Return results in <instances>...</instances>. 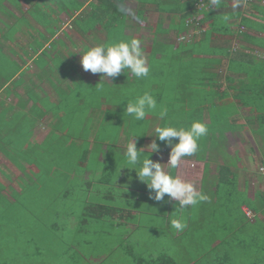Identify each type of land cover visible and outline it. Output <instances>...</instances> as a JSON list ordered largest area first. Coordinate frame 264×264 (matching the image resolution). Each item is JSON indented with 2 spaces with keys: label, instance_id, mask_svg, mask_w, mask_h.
<instances>
[{
  "label": "trees",
  "instance_id": "16d2710c",
  "mask_svg": "<svg viewBox=\"0 0 264 264\" xmlns=\"http://www.w3.org/2000/svg\"><path fill=\"white\" fill-rule=\"evenodd\" d=\"M9 1L17 8L21 7L19 0ZM25 1L31 3L30 6H32L33 10H26L24 14L17 17V19L20 18L19 20L26 24V26H24L25 28L29 27L35 30L36 27L34 28V25L29 21V17H31L32 20L35 21V24L42 28L41 32L39 31L38 33V39L34 38L29 44V50L33 54L38 55L36 56L35 64L40 65L41 62L48 63L44 69H42V67V70H40L41 74H43V76L45 75L46 78L49 77L48 75L51 74V72L57 71L62 78H68L72 82V86H67L66 90L62 88L61 90H57L59 97L58 99L52 101L51 104L44 105L41 103L43 111L38 106L32 105L28 112H33L36 120L40 115H43V112H51L56 110L60 111L61 118H63V112H66L65 102L68 97V92L71 93V91L83 86L87 93L83 97H79L80 103L83 101L87 102V96L89 94L96 99L105 98L104 102L108 101L107 103L110 104V107H107V110H94L91 115H88L91 116V118H96V116L102 114V112L105 113L106 111H109L116 118H124L127 116L130 119H133V117L129 116L124 111L126 108V103L133 102L137 96L142 95L144 92H149L154 96L158 108L160 106H164L168 108L170 114H172V111L174 113V121L170 119L169 114L163 119L160 118V115L157 116L156 119L157 121L160 120L159 122L162 123L161 126L171 125L175 127L187 128L194 120H198L209 126V123L204 122L203 119L205 114L207 115L209 112V114H211L210 117L208 115L209 120L213 119V122L216 123V125H210L208 129L215 130L216 128L220 139L224 140V131L235 129V127L239 126L235 124L243 125L246 124V122L248 123L247 120L244 121L239 115V112L243 109L248 112H254V121L258 123L257 130H260V127L264 125V59L257 58L259 55L254 54L252 52L254 49H250L251 46L248 45L253 44L254 48L259 47L264 49V36L245 32L242 34L244 43H241L236 47L232 46V48L231 44H226L230 41L232 42L235 39L237 31L241 26H244L246 29H251L252 31L264 33V23L262 22V20H264V0H255L254 2H249L248 8L253 11V16L248 17H246V15L243 14L244 11H240L239 8L230 9L229 5L232 4L231 0H220V3L210 10L208 8H203L208 7V0H183V3L179 6V9L184 11V13L178 17V24L174 26L178 28L179 33L182 31L186 32L189 22L188 19L195 14L197 19H194L192 28L193 30H198L201 34V37L198 40H195L194 38L179 42L177 46L174 45V42L163 43L154 39L151 45V50L147 56V64L150 68L147 77L137 79L132 75L129 76V72L125 70V74H121L122 78H111V81L108 83L102 81H84L76 73V67L74 65L73 67L70 66V63L66 64L65 58L57 55L58 51L56 50V46L61 45L63 48H65V45L61 40L57 42L58 44L54 43L50 47L52 51H55L53 58L50 59V55L47 50H43L41 53L39 52L42 49L44 43L51 41L52 36L55 34V30L53 29H57L58 15L60 13H66L69 17H73L74 13L82 6V3L78 2V0ZM94 1L96 2H90L88 5L91 10L85 14H81V17L86 20L82 25L83 32H86L90 28L93 29L95 25H102L106 27L109 26L112 31L118 30L119 27L123 26V21L119 17L124 12H122L119 6L112 3L110 0ZM3 2H5V0L0 1L1 6L3 5ZM227 2H229V4ZM199 3L201 4V7L197 9L195 4L198 5ZM240 9H242V7ZM1 11L2 13L6 11V15L8 12L10 13L6 7L1 9ZM142 14L143 10L139 9L137 18L140 19ZM77 17H79V15H77ZM76 19L77 18L73 19L72 22L76 27H80V24ZM0 21H2L1 18ZM203 23H207V28L201 31V25L198 24ZM5 25L6 27H9L8 31L12 32L11 28L12 25H15V23L13 22L12 24ZM52 25L54 26L52 27ZM1 29L2 28L0 27V31ZM112 31L110 33H112ZM4 33L1 34L2 37L9 39V35ZM180 34L177 33V35ZM92 37L95 38L94 35H92ZM110 37L111 36H108V38ZM123 39H126V37H123ZM107 42L110 41H104L103 43ZM245 42L247 44H245ZM242 47H246V50L241 49ZM27 53L28 50H23V53L19 55L23 63H26V60H24L22 56L27 55ZM0 60L7 63L6 66L10 67V69L16 71L14 74H12V78L10 79L7 76L5 70L8 68L5 65H0V70L3 71V75H5L4 79H0V90L4 88L3 91L6 94H9V88L6 86L4 87V84L10 82L13 77L16 76V74H20V77L14 81L13 85H24L26 97L40 101L41 99L39 98L41 96H39L38 93L35 94L34 92L32 93V91H29L31 83L23 82V78L21 77V75L27 71L28 67H23V64H18L14 59H8V57H6L1 50ZM55 60H58L59 64H56ZM151 61H153V64L150 63ZM161 61L162 65H160ZM221 66L225 67L224 70L226 75L224 80L228 83L227 86L231 87L229 88L231 93H229L228 90L221 89L222 86L219 83V73L215 70L217 67ZM147 79L149 83L147 82ZM150 79H155L153 82L156 87H152ZM82 81H84V83ZM144 83L147 85L143 86ZM229 83H232V85ZM107 91L108 93H106ZM23 104L24 101L21 100V102H19V106L23 107ZM72 106L73 109H71L70 112H81L83 109V105L75 104L73 101L71 107ZM11 108L12 107H7L0 111V151L10 158L18 169H24V166L21 162L26 160L27 163L29 162V165L33 167L34 171L31 172L32 177L29 179L32 184H25L22 186V188L18 186L19 190H15L5 185L4 182L0 181V245L5 243V245L8 246L9 251L11 250L17 255L24 254L26 252V256L35 257V259L31 261V264H36L37 260H39V258H41L44 254L47 256V258H49L47 259L46 264H54L53 259L50 257L51 248L55 249L56 240L57 242L58 240H61V238L57 236L58 230L61 228L63 229L64 233L67 234V236L63 238V264H72L73 262H75L74 264H80V260L84 258L83 256L90 255L91 252H93L91 250L95 249L89 247V245H95L97 242L101 244L96 236H98L97 234L104 232L105 229L100 228L98 223L104 219H108L110 215L115 213H117V216L120 219L128 220L130 217V212L121 208V205H118L119 202L113 203L115 201H111L110 204H106L105 202L99 203L94 201L93 199H95L96 196L92 192H90L91 194L89 195V187H87L88 196L95 197L89 200V197L82 199L84 197L81 196V203L84 204V212L88 214V216L82 213L77 221V225L70 227L67 218L68 211L70 208H72H69L72 198L78 197L79 194L81 195V191L84 190V184L89 185L90 183L82 182L80 179V174L86 166L78 164L77 167H79V171H74L76 174H73L74 172H72L73 176H71V172L68 171L67 166H65L64 163L59 168L55 166L54 156L49 159L45 158V155L48 156V154L50 155L52 153L51 146L53 147V145L50 146L49 141H52L53 138H57L54 136L56 132L61 131L60 133H63L64 130V123H58V118L53 120L55 121V123L51 125L53 130L44 138V140L40 143H33L29 141V135H31V132H29L30 129L27 130L28 127H26V132H20V128H11L12 125H14V121L16 119L23 121L25 120V122L32 120L29 118L30 114L28 112L21 114L13 112L10 114V117H8L7 112ZM60 108H63V112ZM88 108V105H86L85 111ZM87 112L85 113L88 114ZM102 117H104V115ZM93 129L95 130V127ZM261 133L263 132H259V134ZM212 136L213 135L211 134L208 135L207 140L211 142L213 147H217L220 153H223V151L219 148L221 146V142L217 143L216 138H212ZM161 144L163 145L165 143L161 141L159 146ZM3 146H6V148H3ZM109 146L112 147L110 143ZM86 149L89 150L87 146ZM87 150L84 151L87 152ZM109 151L112 152L110 154H104ZM115 151L116 150L113 151L108 149V151L102 152L100 151V148L95 150L93 149V152L97 154L102 153L103 156L107 158L108 162L112 161L113 159L119 160V156L117 153H115ZM197 152H199L196 153L197 156L195 155L197 158L203 156L202 150H198ZM19 160H21V162ZM221 169L222 167L219 169L220 173H222ZM110 171V168H106L105 171L103 170V176L110 177L108 174ZM49 172H53L54 175L58 174L55 179L51 180V182L54 181L55 186L57 184L59 175L65 176L66 180L72 182H69L68 184L66 183L64 189L62 187L60 188L61 190H59L57 186L53 187L52 184L50 186H46L44 185V180ZM231 175L232 179L229 181L230 184L231 182L235 181V176L233 174ZM229 182H222V185L225 187V185H229ZM51 186L53 189L48 188ZM73 186L75 188H71ZM104 186H106L108 192H100L99 196H101V198L106 199L110 198L112 195H115L113 198L116 201L117 198L121 199L122 196L118 194L119 191L112 192L109 191V189L112 187L108 188L110 185ZM5 190H9V194L12 199H9L8 196L2 192ZM27 191L28 194H26ZM32 191H34V196L39 197L38 199H44L46 203L49 201V197H52L51 202L54 204L55 209L51 214L54 221H52L51 215L48 214L49 210H46L42 206H40L38 211L39 214L36 217H33L32 215L30 217H26L22 214H16L18 213V211H15L17 209L16 203L19 202L20 205L21 199L25 196L31 195ZM40 191L42 192V195H40ZM48 194L51 195L47 196ZM38 199L36 200L37 202H39ZM60 200L62 203L61 208L57 207ZM65 200L69 204V209L65 208ZM168 202L169 201H166V203ZM166 203L164 202L163 204ZM260 204V210L263 211L264 202L261 201ZM175 205L176 206L172 207L171 212L172 216L174 217L177 216L179 211L177 204ZM245 206L251 211L254 219L257 210L247 205ZM189 208H184L186 209L184 213L187 212ZM193 212L194 210L192 209L189 213L190 216L188 213L184 214L182 212V217L184 218L182 222L186 225L185 228L187 229H189L192 225V223H189V220L194 217V214H192ZM241 212L246 220H250V218L248 216L246 217L245 215V209H242ZM70 213L73 214L71 210ZM45 218L51 221L50 224L45 225ZM27 222H29L31 229L23 226V224H26ZM44 227L49 228L55 236H50L48 238L49 242H47V246H40V243H44L41 242L43 235L38 233L36 236L33 231ZM187 229L182 233V235H180L181 238H183L184 235H187ZM76 232L79 234L89 233L90 237H80L77 239L75 238ZM229 234L230 232L228 231L226 235L228 238L227 241H210L208 253L213 251L218 244H222V242L229 243ZM197 235L202 236V233H197ZM226 236L224 235L223 237ZM211 237H214L213 232ZM93 238L95 241L92 243ZM176 238L177 237H173V241L169 243L175 245L179 243L181 239L176 240ZM182 243L183 242L181 241V246ZM175 245H173V248ZM106 246L107 243L105 244V247ZM123 247L125 248L124 245ZM45 251H49V253H46ZM106 252L108 251L106 250ZM226 256L224 253L222 256L216 257V261L219 260L218 262L223 264L226 261ZM1 257H3V260H6L7 254L4 255L1 253ZM126 258H128L127 262L125 261ZM120 259H122L123 264H177V262L168 255V252L164 253L161 251H157L152 254L149 253L144 256V254L135 255L132 253V251L128 250V253L119 255L118 259L116 258L115 253L110 254V261L113 264H120ZM4 263L5 261H2V264ZM8 264L12 263L8 261ZM102 264H105V260Z\"/></svg>",
  "mask_w": 264,
  "mask_h": 264
},
{
  "label": "rangeland",
  "instance_id": "374dc122",
  "mask_svg": "<svg viewBox=\"0 0 264 264\" xmlns=\"http://www.w3.org/2000/svg\"><path fill=\"white\" fill-rule=\"evenodd\" d=\"M1 1V0H0ZM21 4V9L13 6V4L10 3L9 0H5V3L3 2V5H0V11L1 9L5 8L4 4L6 6V9L10 11L6 15V11L2 13L0 12V18L2 21H0V27L5 29L3 26L6 27L5 24H11L14 20L15 25H12L11 31L9 32V27H6L5 33L6 35H9L11 38L12 36H15V39L13 42H8L6 41V46L9 48H13L15 51L9 52V55L12 59H14L18 64H23V67H28L27 71L21 75L23 78V82H30L31 86L29 88V91L32 93L34 92L35 94L39 93L41 96L39 99H41L39 102L40 104H51L52 101L58 99V94L57 91L55 90V87L59 88H66L67 86L71 87L72 82L68 78H62L61 75L57 71L51 72L49 74L48 78L43 76L41 74L40 70L44 69L48 63H43L41 62L40 65L35 64L33 62V59L36 58V54H32L30 51L28 52V55H23L22 58L26 60V63L22 62V59L19 57L23 52V50H26L29 48V44L31 41L36 38L38 39V33L39 31L41 32L42 28L35 24V21L32 20L31 17H29V21L31 24L34 25V28L36 29L32 30V28H25L26 24L19 20L20 18L17 19V17L21 16L24 14L26 10H33L31 3L25 1V0H19ZM34 1V0H33ZM255 0H242L238 1L239 2V7H233V4L237 2L236 0H231V3L229 5L230 9H235V8H241L244 10V14L248 16H253L252 11H250L249 7V2H254ZM229 4V2H227ZM132 6L136 7V4H133ZM131 6V7H132ZM130 7V8H131ZM201 7V4L199 3L196 8L199 9ZM23 12V13H22ZM87 12H83L85 14ZM78 15V14H77ZM195 15V14H194ZM255 17V16H254ZM16 18V19H15ZM77 18L78 22H83L85 23L86 20L83 19V17H74V19ZM193 19H197V16H194ZM73 19H68L67 15L62 13L58 15V21H57V30L55 31V34L52 36L51 41L45 42L44 47L39 51L40 53L44 50H47L50 55V59L53 58L55 51L51 50V46L54 43H57L59 40H61L65 48H63L61 45L56 46V50L58 51V56L65 58L66 64L70 63V66H75L76 73L86 82H93L95 80L97 81H102V82H110L111 78H104L101 77L102 74H92L91 72L83 70L81 64H80V56L78 53H81L83 50L93 47L102 40L104 37V32L102 30L101 36L100 35H94L95 38L92 37V35L86 34L84 35L83 33L79 32L77 27L73 24L72 22ZM132 20V19H131ZM258 20V19H257ZM232 21V20H231ZM131 23L133 21H130ZM264 23V20H262ZM5 23V24H4ZM201 25L202 24H198ZM207 24H205L206 26ZM54 25H52L53 27ZM101 27H103L101 25ZM105 31L109 30V26L107 28H104ZM136 29V30H135ZM133 31L134 34H138V36L135 35L136 39H139L141 41V48L144 51L145 58L147 61V56H148V48L151 47V38L153 37H147V32H148V27H144L140 25H136V28ZM204 29V27H203ZM7 30V31H6ZM22 30V31H21ZM38 30V31H36ZM92 30V29H89ZM17 31V32H15ZM251 33L254 35H259V36H264V33L258 32V31H252L251 29H246L244 26L240 27L239 30L237 31L235 39L229 43L226 44H231V48L238 46L241 43H244L242 34L243 33ZM196 33L192 25L188 27V31L181 33L180 35L176 36V33H164V34H157L156 40L159 41H164L168 40L170 42H174L175 44H178L179 42L182 41H187L194 39L198 40L201 37V34ZM98 34V31L95 33ZM139 34H142L143 37H140ZM173 34V35H172ZM193 34L195 37H193ZM145 35V36H144ZM197 35V37H196ZM108 36H105L104 39L106 41L112 40V38H107ZM99 41V42H98ZM2 42V41H1ZM58 44V43H57ZM56 44V45H57ZM76 44V45H75ZM245 44H247L245 42ZM250 49H254L252 52L254 54H257V58L264 59V49L259 48V47H253V44H248ZM255 46V45H254ZM253 47V48H252ZM243 50H246L245 48H241ZM248 52V51H246ZM56 64H59L58 60H55ZM153 64V61L150 62ZM7 63L3 62L0 60V65H5ZM160 65H162V61L160 62ZM225 65V64H224ZM38 66V67H37ZM68 66V67H70ZM73 66V67H74ZM159 66V65H158ZM8 69L6 70L7 76L11 79L12 74H14L16 71L10 69V67L6 66ZM43 67V68H42ZM42 68V69H41ZM71 68V67H70ZM155 68V66H154ZM224 66L217 67L215 70L218 71L220 81L219 83L221 84V89H227V82L224 80L225 77V70ZM21 73V72H20ZM129 76L131 75L130 73L128 74ZM5 75H3V71L0 70V79H4ZM118 78H122L121 75L117 76ZM19 76H15L10 82H7L4 84V87H8L10 93L6 94L3 90H0V111L2 109L7 108V107H12L10 110L7 112V116L10 117V114L13 112L16 113H27L29 111V108L32 107L33 102L26 97L24 85H19V86H14L13 83L15 80H17ZM155 79H150V83H152V87H156L154 85ZM84 81H82L84 83ZM157 81V80H156ZM147 82L149 83L148 79ZM162 82V81H161ZM25 84V83H23ZM147 84L144 83L143 86H146ZM109 91V90H108ZM108 91L106 93H108ZM87 91L83 86H80L78 89L68 92V97L65 102L66 106V112H63L62 109L60 108L61 111L63 112V118H61V113L60 111H48V113H45L41 118L36 120V117L33 112H28L29 118L32 120L25 122V120H18L16 119L14 122V125H12L11 128H20V132H26V127L29 132H31V135H29V141L33 143H40L46 135L49 133L51 124L55 123L53 121V118H58L59 122L58 123H64V130L63 133L56 132L54 134L56 139H52V141H49L52 153L48 156L45 155L46 159H49L54 156V162L56 167H61L63 163L65 166H67L68 171H70L71 175L72 172L79 171V167L77 165H74L76 162L84 164L83 166H86L90 171H95V170H100V171H105L106 168H114V173L115 174H120V168L122 166H125L124 163L126 162V156L125 154L121 153L120 147L118 149H115L116 146H120L122 142H129L128 140L132 135H141L139 137H134L137 141L136 146L141 144L142 142L147 141V145L151 143L153 139H156L155 137H152L155 135L154 133V128L156 126H161L162 123L157 121V116H159L160 111L162 109H167V115L169 114L170 119L174 121L173 119V111L172 114H170V111L168 110L167 107L160 106L159 108L156 107L155 110L150 111L148 114H146L144 120L142 121H135L134 117L133 119H130L129 117H124V118H116L113 116V114L109 111H106L105 113L102 112V114H99L96 116V118H91V116H88L85 112H93L94 110H107V107H110V104L107 102H104L105 98L103 99H96L88 94L87 102H81L80 103V98L83 97ZM110 95V94H108ZM86 97V96H85ZM23 100L25 102V108L23 109L22 107L19 106V102ZM36 100H34V104L36 103ZM72 101L75 104H81L83 105V109L81 112H70L71 109H73ZM69 103V104H67ZM39 105L38 103H36ZM35 104V105H36ZM63 104V103H62ZM123 104V103H122ZM36 105V106H37ZM88 105V109L85 111V106ZM40 106V105H39ZM121 106V105H120ZM34 111V110H33ZM177 114V113H176ZM104 115V117H102ZM211 114L206 115L203 117V119L209 123L210 125H216V123L213 122V119L209 120V117ZM239 115L243 118V120H247L248 123L240 125V124H235L239 125L238 127H235V129H231L228 131H224V140H221L218 134V131L208 129V132L205 136L201 137L198 141V150L203 151V156H208L210 157L211 161H215V163L220 164L221 159L223 160V155L222 153L219 152V149L217 147H213L211 142L207 140L208 135H213V137L216 138L217 143H220V149L225 152L226 157H233L235 158V171L238 172V178L239 182H246L247 184V194H246V189L242 187H238L237 181L231 182L229 185H225V187L219 188L217 192H212L210 188L204 184L203 188L201 190V193H203L207 199L198 202L196 205H191L188 206L187 208L188 211L185 213H188L190 216V211L193 209L194 212V217L189 220V223H192L189 229L184 228V231L187 229V235H184L183 238L180 236H177L176 240H179V243L175 244H170L169 242L173 241V238L170 235H161L159 238H155L154 235V230L152 231L150 236L151 238H145L143 239V244H139V247H136L138 250L144 253V256L147 255L148 253H154L157 251L161 252H168V255L171 256L177 264H222L216 261V257L222 256L225 253H227L226 256V261L223 264H264V210H260V202H264V173H262V170L260 171H255L254 169L257 167H261V165L258 163L259 161L263 160L264 163V125L260 127V130L258 129V123L254 121V112H248L245 109L241 110L239 112ZM88 116V117H87ZM101 117V119H100ZM105 118V120H104ZM22 119V118H21ZM57 120V119H56ZM29 123V124H28ZM207 123V124H208ZM95 127V130L93 129ZM207 128H209L208 125H206ZM53 130V129H52ZM51 130V131H52ZM263 130V131H262ZM19 131V130H17ZM50 131V132H51ZM263 132L259 134V132ZM15 132V131H14ZM262 135V136H261ZM91 137L93 138V144L92 146L90 145V140ZM131 139V138H130ZM128 140V141H127ZM0 142H1V136H0ZM157 142H161L157 140ZM106 144L108 146V149L110 150H116L115 153L118 154L119 156V161L117 164H114L112 162H108L107 164L105 163L106 157H104V162L103 163H96L95 162V157L96 154L93 152V149L99 148V144ZM109 143L112 147L109 146ZM158 143V144H159ZM3 145V144H2ZM86 146H91L89 150L86 149ZM162 146V144L160 145ZM126 147V146H125ZM3 148H6V146H3ZM93 148V149H92ZM164 150L162 151L161 154V159L164 158V163L165 159L168 161L169 157V152H170V147L165 146L163 148ZM1 150V149H0ZM84 150H87L84 151ZM119 150V151H117ZM150 150V149H149ZM44 152V151H43ZM42 152V153H43ZM112 151H109L106 154H110ZM126 152V150H124ZM46 153V152H45ZM199 153V152H196ZM24 160V159H23ZM18 161V160H17ZM21 162V160H19ZM163 161V159H162ZM232 161V160H231ZM183 162V163H182ZM180 161V169H178V177L181 178L182 180L186 182H190L194 185L195 189H197L199 182H196L198 179V176L194 175L192 172L187 171V162L182 160ZM22 165L24 166L23 170L18 169L15 164L12 162L10 158H8L5 154H3L0 151V181L4 182L5 185L15 189L19 190L18 186L22 188L23 185L27 184L30 185L32 182L29 180L32 177L33 167L29 165V162L27 161H22ZM167 163V162H166ZM233 163V162H232ZM33 164V163H32ZM167 165V164H166ZM34 166V164H33ZM214 166V165H213ZM163 167V166H162ZM120 169V170H119ZM125 169V168H122ZM243 169V170H242ZM127 170V169H126ZM241 171V172H240ZM87 173V172H86ZM107 173V172H106ZM129 174V171H127ZM173 174V171H171ZM258 174V176L255 175L253 177L251 174ZM74 174H76L74 172ZM88 174L84 176V178L87 180L88 179ZM132 174V173H131ZM58 174L54 175L53 172H49L46 175V178L44 180V185L50 186L51 184L53 187H58L59 190L62 187L64 189L65 184L72 182L66 180L65 176H58V181L56 186L54 185V181L51 182L52 179H55V177ZM174 175V174H173ZM108 176H103V178H100L97 176H91L90 180H93V185L91 187V190H89V195L92 192L94 196H88L87 194V184H84V190L81 191V195L79 194L78 197L72 198L71 205L69 206L68 202L65 200V208H70V210L73 212L74 215H77V221L78 217L81 216V214H86L84 212V204L81 203V196L89 197V200L91 198L96 202L103 203L105 202L106 204H110L111 201H115L113 203H118V205L121 206H131L133 204H143L145 205L146 209V215H151V218H142V220H147L151 219L153 228L152 229H157L156 231H161L165 228L161 227L162 224V219L164 217L163 215V210L162 208L158 207V203H166L168 201V197L165 196V200L161 202H156L152 199L149 198V190H147V193L142 195L140 197V201L136 202L134 200H130L127 197H121V199L117 198V201L113 198L114 196L112 195L110 198H101L99 196L100 192L104 193V191L108 192L105 184V180ZM196 179H194V178ZM243 177V178H242ZM83 178V179H84ZM258 179V181H257ZM135 180V181H134ZM37 182V181H36ZM35 182V184H36ZM129 182V181H128ZM133 184L134 182H137L138 184L144 188H147L146 185L143 182H140L138 178L135 176L130 180ZM104 183V184H102ZM34 184V185H35ZM132 184V186H133ZM260 186V187H257ZM53 187H48L53 189ZM57 188V189H58ZM71 188H75L74 186ZM135 188V187H134ZM56 189V190H57ZM199 189V188H198ZM197 189V190H198ZM208 189V190H207ZM50 190V189H48ZM47 190V191H48ZM100 190V191H99ZM112 190V188H111ZM261 190V191H259ZM110 191V190H109ZM113 191H117V189H113ZM5 193L6 196H8L9 199H12L9 194V190L2 191ZM28 194V191L27 193ZM52 194V193H51ZM51 194H48L47 196H50ZM114 194V193H113ZM40 195H42V192L40 191ZM248 195V196H247ZM39 197L34 196V191L31 192V195L25 196L24 198L21 199V203L19 205V202L16 203L17 209L15 211H18L16 213L17 215L22 214L25 215L26 217H30L31 215L33 217H36L39 213L40 206L44 207L48 211V214L51 215V219L53 220L52 212H54V204L51 202V198L49 197V201L46 203L44 199H38ZM53 198H59V197H53ZM116 198V197H115ZM39 200L37 202L36 200ZM111 199V200H110ZM157 203V204H155ZM243 205L242 209L248 210V208L245 206H249L251 208H255L257 210V213H255V218L253 219V214L250 220H246L245 217L243 216L241 212V206ZM251 205V206H250ZM62 203L61 200L58 202V206L61 208ZM68 208V209H69ZM186 209H182V212L184 213ZM250 211V210H249ZM244 212V213H245ZM251 212V211H250ZM184 213V214H185ZM79 215V216H78ZM88 216V214H86ZM246 215V213H245ZM22 216V217H25ZM171 219L173 218L170 216ZM247 217V215H246ZM46 219V218H45ZM184 218L182 217V220ZM91 220V219H89ZM254 221V222H252ZM50 220L46 219L45 220V225L50 224ZM28 224V225H27ZM100 228H105L107 227L108 220L107 221H100L98 223ZM158 224V226H157ZM77 225V224H76ZM24 227H28L31 229V226L29 225V222L26 224H23ZM189 230V232H188ZM142 232H145L144 235L150 234V230L148 229V226L144 225V228L141 230ZM230 232L229 234V243H224L218 244L216 248L208 253V249L210 247V241H227V232ZM35 235L37 236L38 233L43 235V238L41 239V242H44L43 244L40 243V246H47V242H49L48 238L54 237V233L51 232L49 228H38L33 231ZM213 232V236H212ZM147 233V234H146ZM197 233H202V236H198ZM53 234V235H52ZM165 234H167L165 232ZM96 236L99 240V242L104 238V233L97 234ZM196 235V238H195ZM226 237H223V236ZM57 236L61 238V240H56V250L54 248H51V255L50 257L53 259L54 264H63V250H64V243H63V238L67 236V234L64 233L63 229H59ZM42 237V236H41ZM69 237V236H68ZM86 238L90 237L89 233H75V238ZM137 238V234L134 235V239ZM227 238V239H225ZM57 239V238H56ZM194 240V242H193ZM18 241V240H17ZM16 241V242H17ZM181 241L182 246L180 245ZM173 245L175 247L173 248ZM214 245V244H213ZM54 246V245H52ZM0 264H2V261H5L4 264H8V261L12 264H31V261L35 259V257H29L26 256V252L24 254H16L15 252H12L11 250L9 251L8 246L5 245V243H2L0 245ZM91 248H96V249H103V244H99L98 242L95 245H89ZM173 248V250H172ZM176 250V251H175ZM46 252V251H45ZM1 253L4 255L7 254L6 260H3L1 257ZM46 253H49L47 251ZM147 257V256H146ZM50 258V259H51ZM47 256L45 254L37 260L36 264H46L47 262ZM8 260V261H7ZM128 258L125 259L127 262ZM119 261V260H118ZM73 262L72 264H74ZM80 263V262H79ZM113 264L110 261V257L105 260V264ZM34 264V263H33ZM48 264V263H47ZM67 264V263H64ZM120 264H123L122 259H120Z\"/></svg>",
  "mask_w": 264,
  "mask_h": 264
},
{
  "label": "crops",
  "instance_id": "0c3cea01",
  "mask_svg": "<svg viewBox=\"0 0 264 264\" xmlns=\"http://www.w3.org/2000/svg\"><path fill=\"white\" fill-rule=\"evenodd\" d=\"M110 1L112 3H114V4H116L117 6H119L121 8L122 12H124L119 17L123 21L122 22L123 23L122 27H119L118 30H113L112 31V29L109 28V31H105L104 28H107L106 26L101 27L100 25H95L94 28H93L94 30L92 29V30H87L86 32L85 31L83 32V29H82L83 22H79L80 27H77L78 31L83 33L84 35L90 33L91 35H100L101 36V32L103 30L104 37L105 36H111L112 40H110V42L113 41V40H115V41L116 40H121V39H123V37H126V39L135 38V35L138 36V34H134V32L133 31L131 32V30H129V29L134 30L136 28V25H140V24H141V26L148 27V32H147L148 35H147V37H152L153 36L151 38L152 42L154 41V39L156 40L155 36L157 34H159V33L160 34H164V33H169V32L172 33L173 32V33H176V36H178L177 33L180 34V33L185 32V31H182V32L179 33L178 32V28H176L174 26V25L178 24V21H179L178 17H180L181 14L184 13V11L179 9V6L183 3V0H110ZM78 2L82 3V6L80 7V9L78 11H76L74 13L73 17H69L66 13H64V14L67 15L68 19L69 18L70 19H74V17H76L77 14L79 15V17H81V14L83 12H89L91 10L90 7H88L89 3L90 2H96V1H94V0H78ZM133 4H136V7L132 6ZM4 6H5V4H4ZM195 6H197V5L195 4ZM203 8L207 9L208 7H203ZM139 9L143 10V14L141 15L140 19L137 18ZM239 10L240 11H244L243 9H240V8H239ZM250 11H252V10L250 9ZM252 13H253V11H252ZM252 13H250V14H252ZM60 14H62V13H60ZM194 16H192V17H190L188 19V21H189L188 22V27L193 25V21H194L193 17ZM246 17H248V15H246ZM234 20H236V19H234ZM130 21H133V22L131 23ZM205 24H207V23H203L202 24L201 31H203L204 29L207 28V25L205 26ZM3 27L6 29L5 26H3ZM203 27H204V29H203ZM5 29L2 28L1 31H5ZM32 30H33V28H32ZM53 30L56 31L57 29H53ZM1 31H0V50L5 54L6 57H8V59H12L10 57V55H9V52H13L14 53L15 51L13 50V48H11V47L9 48L5 44H6V41L13 42L14 39H15L16 33H14L15 35L8 39V38H3L2 37L1 34L3 32H1ZM97 31H98V34H95ZM111 31H112V33H110ZM186 31H188V28H187ZM194 31L196 32L194 34H197V35L199 34L198 30H194ZM194 34H193V36H194ZM139 36L143 37L142 34H139ZM104 37L102 38V40L100 42L99 41L98 42L99 43H103L104 41H106L104 39ZM156 41L163 42V43H168V42L171 43L168 40H164V41L156 40ZM151 45H152V43H151ZM174 45L177 46V44H174ZM26 50H28V52L30 51L29 48L26 49ZM150 50H151V47L148 48V52H150ZM27 55H28V53H27ZM35 59H33V62H35ZM16 76L20 77V74H16ZM95 81H97V80H95ZM229 84L232 85V83H229ZM57 88H59V87H55L56 91L57 90H61V88L60 89H57ZM229 88H231V87H228L227 89H224V90H228L229 93H231ZM62 89L66 90V88H62ZM29 99L33 102L32 105H35L36 103H38L40 106L37 105V104L36 105L40 109H42V111H43V107H42V105L40 104L39 101H36V103L34 104V99H31V98H29ZM24 105H25V102H24L23 107H22L23 109L25 108ZM45 113H48V112H43V115ZM91 113H92V111L89 112L87 115H91ZM43 115H40L37 119L41 118ZM53 120H54V118H53ZM204 122H206V121L204 120ZM52 129L53 128L51 126L50 131ZM50 131H49V133H50ZM130 138L128 140H130ZM92 141H93V138L91 137V140H90V145L91 146L93 144ZM147 141H148V139L146 141L142 142L140 145H138L137 148H145V146L147 145ZM173 143H175V141H173ZM91 146H88V148H90ZM125 146H126L125 142H122L121 145L120 146H116L115 149H118L120 147V149L122 151L121 153L125 154V152H124V150H126ZM165 146L166 145L163 144L160 147V151L158 153H153L149 158L152 159L153 161H157V162L162 163L163 168L166 171H168L169 170V165L168 164L167 165L163 164L164 163V158H162L163 161L161 159V154H162V151L164 150L163 148ZM99 148H100V151H102V152L108 151V148H107L106 144L99 145ZM141 151L145 152L144 149H141ZM147 151H150V150L148 149ZM195 155H196V153L191 155V156H186L182 160L187 162V169H188L187 171L192 172L193 176L194 175L198 176V179L196 181V182H199V185L197 187V189L198 188L199 189L198 190L196 189L198 192H201L204 184L208 187V189L210 188V190L212 192H217L219 188L224 187V185H222V182L223 183L229 182L232 179L231 178V176H232L231 174H233L235 176V181H237L238 187H240V189H242V187L245 188L246 189V194H247V184H246V182H244V181L243 182H239V178H238L239 176L237 174L238 172L235 171V169H236V167H235V158H233V157L230 158L228 156L226 157L225 152H223L222 153L223 160L221 159L220 164L218 163V165H217V163H215V161H211L210 157H208V156H202V157L197 158L196 157L197 155L196 156ZM124 160H126V159H124ZM182 160H181V162H182ZM118 161L113 159L110 162H112L114 164H117ZM95 162L99 163V164L104 162V156H103L102 153H98L96 155ZM166 162L167 161L165 159V163ZM105 163L106 164L108 163L107 158H106ZM122 163H124L125 166H127L126 162H122ZM258 163L261 165V167H258V168L256 167L254 170L255 171H260L261 170L260 168H263L262 173H264L263 160L259 161ZM78 164L83 166L82 163H78V162L75 163V165H78ZM220 167H222V169H221L222 173L219 172ZM110 169H111V171L108 172L110 177L108 176L106 178L105 184L102 183L104 185H110V186H108V188L112 187V190L109 189L110 191L113 192V189H117V191H119L118 194L120 196L127 197V198H129L131 200H134L136 202H139L140 201V197H142V195L147 193L148 189L142 187L140 185V183L138 184L137 182H134L135 184H133L132 182H130V180L136 176L134 170H129L127 168L121 169L120 170V174L117 175V174H115L113 172L114 171L113 167L110 168ZM178 169H180V164L176 168L170 169V171H173V174L175 176H178ZM127 171H129V174L127 173ZM86 172L89 173L87 180L84 178V176L87 175ZM73 174L71 176H73ZM258 174L259 173H257V175L252 173L251 175L253 177H255V175L258 176ZM91 176H95L96 178H97V176H99L100 178H103V174H102V171H100V170L90 171L87 167H85L83 169V171L80 174V179L82 180V182H86V183L90 182L89 185L87 184L88 187H89V190H91V187L93 185V180L92 181L90 180ZM194 179H196V178H194ZM257 181H258V179H257ZM132 184H133V186H132ZM229 184H230V182H229ZM257 187H260V186H257ZM259 191H261V190H259ZM168 201L169 202L166 203V204H163V203H158L157 204V203H155V204L158 205V207L162 208V210H163L162 213H163L164 217H163V219L161 221L162 222L161 227L165 228V231H164V229L161 230V231H156L157 230L156 228L152 229L153 225H152V222H151L152 220L151 219L142 220V218H151V215H146L145 205H143V204H140V205L139 204H133L131 206H121V208H123L124 210L130 212L129 219L128 220L120 219L117 216V213H115V214L110 215V217H108V219L102 220V221H107L108 220V224H109L107 227L104 228L105 231L102 232V233H104V238H106V239H102L100 241L101 244H104V246H103L104 249H99V250L96 249V248L92 249L91 251H93V252H91L90 255L83 256L84 258L80 260V262H81L80 264H102L104 260H107L110 257V254L115 253L116 258L118 259L119 255H122V254L124 255V253L125 254L128 253V250L132 251V253L135 254V255L136 254H144L143 252L138 250L136 247H139L140 246L139 244H143V239L145 240V238H151L148 235H151L153 230L155 231L154 232L155 238H159V236H161V235H166V236L170 235L172 238L173 237L175 238L177 236L182 235V233L184 232V229L182 231H177V230H175L174 228L171 227V220L172 219H176V218L182 219V209L178 208L179 211L177 213V216L176 217L172 216V213H171L172 212V207L176 206L175 204H177V202L170 201V200H168ZM242 207H243V205L241 206V210H242ZM170 216H172L173 218L171 219ZM79 217H78V219H79ZM67 221H68V224H69L70 227L76 226V224H77V215L71 214L70 210H69L68 211ZM252 222H254V221H252ZM144 225L148 226V229L150 230V234L146 233L147 235H144L145 232L141 231L142 228H144ZM157 226H158V224H157ZM165 232L167 234H165ZM136 234H137V238L134 239V235H136ZM94 241L95 240L93 238L92 239V243ZM106 243H107V246L105 247ZM123 245L125 246V248L123 247ZM106 250L108 252H106Z\"/></svg>",
  "mask_w": 264,
  "mask_h": 264
},
{
  "label": "clouds",
  "instance_id": "9594fccd",
  "mask_svg": "<svg viewBox=\"0 0 264 264\" xmlns=\"http://www.w3.org/2000/svg\"><path fill=\"white\" fill-rule=\"evenodd\" d=\"M219 3L220 0H208V9H213ZM233 7H239L238 0ZM140 45L141 41L136 38L99 43L78 53L80 64L83 70L92 74H102L101 77L104 78H115L122 73L125 74V70L137 79L145 78L150 68ZM156 107L154 96L144 92L133 102H127L124 111L134 117L135 121H142L146 114L155 110ZM159 115L161 119L166 117L167 109H162ZM207 132V126L198 120L192 121L187 128L171 125L156 126L155 135L152 136L156 139H153L145 148H137V141L133 139L141 135H132L130 141L126 143L127 166H122L120 169L134 170L138 180L143 182L149 190V198L156 202L164 201L167 196L170 201L177 202V207L180 209L196 205L207 197L198 192L192 183L173 175L170 169L176 168L184 157L195 154L198 151L199 139ZM157 140L170 147L168 161L163 163L169 165L168 171L162 167V163L149 158L153 153L160 151ZM141 149H144L146 154ZM148 149L150 151H147ZM171 227L182 231L186 225L182 219L176 218L171 220Z\"/></svg>",
  "mask_w": 264,
  "mask_h": 264
},
{
  "label": "built area",
  "instance_id": "2783aa9c",
  "mask_svg": "<svg viewBox=\"0 0 264 264\" xmlns=\"http://www.w3.org/2000/svg\"><path fill=\"white\" fill-rule=\"evenodd\" d=\"M246 215H247L249 218L252 217V214H251V212H250L249 210H246Z\"/></svg>",
  "mask_w": 264,
  "mask_h": 264
},
{
  "label": "bare ground",
  "instance_id": "6f19581e",
  "mask_svg": "<svg viewBox=\"0 0 264 264\" xmlns=\"http://www.w3.org/2000/svg\"><path fill=\"white\" fill-rule=\"evenodd\" d=\"M261 170H263V168H260Z\"/></svg>",
  "mask_w": 264,
  "mask_h": 264
}]
</instances>
